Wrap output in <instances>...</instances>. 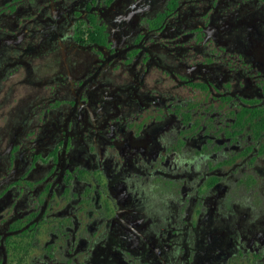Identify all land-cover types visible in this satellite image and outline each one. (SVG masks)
<instances>
[{"label": "flooded vegetation", "instance_id": "1", "mask_svg": "<svg viewBox=\"0 0 264 264\" xmlns=\"http://www.w3.org/2000/svg\"><path fill=\"white\" fill-rule=\"evenodd\" d=\"M0 264H264V0H0Z\"/></svg>", "mask_w": 264, "mask_h": 264}]
</instances>
